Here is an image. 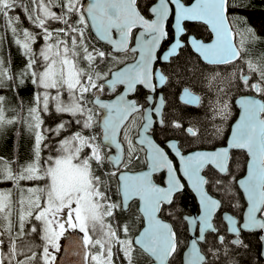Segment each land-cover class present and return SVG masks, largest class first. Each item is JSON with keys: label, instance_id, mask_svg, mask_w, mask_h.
<instances>
[{"label": "snow or ice", "instance_id": "snow-or-ice-1", "mask_svg": "<svg viewBox=\"0 0 264 264\" xmlns=\"http://www.w3.org/2000/svg\"><path fill=\"white\" fill-rule=\"evenodd\" d=\"M232 7L233 0H194L190 6L182 0H149L144 7L141 0H0V93L18 95L25 84L33 86L31 101L25 107L21 100L19 110L0 94V131L21 124L34 138L31 160L21 164L18 157H0V183L12 185L0 188V264H249L240 255L251 251L244 233L264 232V50L256 47L264 39L246 23L241 28ZM17 9L23 19L14 14ZM186 21L208 25L214 40L187 36L185 42ZM134 29H140L136 36ZM101 41L111 50L97 47ZM12 47L23 57L22 67L15 66ZM188 47L207 65L232 66L227 88L216 89V116L227 117L233 87L246 93L238 101L242 114L226 147L184 154L167 133L198 140L207 128L170 115L157 92L180 80L190 85L181 101L201 106L192 81L209 78L182 58ZM121 54L131 55L132 62ZM224 78L213 70L209 85ZM119 86L114 99H101L106 87L116 93ZM143 89L150 93L145 104L134 98ZM53 113L60 121L44 127V115ZM156 126L165 134L166 148L179 158V168L153 138ZM220 131L214 127L212 135ZM232 149L249 157L242 180L233 174ZM140 151L148 171L134 173L129 165ZM165 169L167 186L161 187L153 174ZM177 172L202 207L196 218L176 214L197 230L188 244L161 219L165 211L173 216L169 206L185 187ZM236 184L247 199L243 222L227 212L217 222L218 211L235 199L229 194ZM212 188L220 195L210 194ZM128 212L132 215L124 217ZM72 233L76 260H58L61 240ZM259 240L264 245V235ZM259 255L264 257V248Z\"/></svg>", "mask_w": 264, "mask_h": 264}, {"label": "flooded vegetation", "instance_id": "flooded-vegetation-1", "mask_svg": "<svg viewBox=\"0 0 264 264\" xmlns=\"http://www.w3.org/2000/svg\"><path fill=\"white\" fill-rule=\"evenodd\" d=\"M190 1L191 0H182V2H184V3H189ZM148 3H149V0H141V5L146 6ZM185 25L187 28V33H186V36L182 38L185 40V42L187 41V36H189L190 34H193L195 37H199L204 41H207L210 39L211 34L204 24H202L200 22L186 21ZM191 26H193L194 29L197 28L198 31L196 32L195 30H189V29H191V28H189ZM169 27H170V20H169ZM205 31H207V33ZM134 32H135V30H133V33ZM198 32H203L204 37H200L198 35L199 34ZM171 40H172V37L170 36L169 41L164 42L163 47L165 49L168 47ZM131 43H132V41L130 42V45H131ZM106 46L108 47V50L110 51V47L108 45H106ZM188 54L191 56L194 55L198 61L206 64L205 62H203L199 59V57L193 52V50L190 47L185 48L183 50L182 58H185V56H187ZM121 55L123 56V54H121ZM123 58L126 60V62L133 59V57L131 55L123 56ZM159 67H160L159 64L155 65L154 70H155V68H159ZM211 72H213V71L211 70L209 73H206V75H209L208 76L209 80L211 79V74H210ZM209 80H207V82H209ZM207 85H208V83H205L204 87L202 85H198V86H195L192 88V91L194 92V94L200 95L202 97V103H201L200 107L189 106V105H186L183 101H181L180 94H181L182 89L184 87L190 86L186 83L180 82V83L176 84L175 80H174V81L170 82L169 84H167L166 86H164L162 89H158L157 95L162 94L165 97L166 107L169 110L170 115L178 116L185 122L191 121L197 127L207 128L208 134L205 135L202 139H198V140L185 139L178 132L175 134H173L172 132L167 133L168 137L175 138L177 140L178 146L181 148V151L183 153H186L188 151L195 150V149H212V148H215L216 146H220V145L225 144V140H226L227 133L229 131V126H230L232 119L230 121L226 120V121L221 122L223 124L222 128L218 127V123L220 122L219 121L220 119H219V116H216L215 113L213 112V107L215 106V101L217 100V95H216V92L214 90H212V88H214V85L212 84L213 87L211 89ZM139 87H141V86H138V88ZM201 87H203V88H201ZM120 89H121V86H119V88L117 89V92H119ZM203 90H204V93H203ZM205 90H207L208 92H205ZM116 93L109 91L106 87L105 92L101 95V98L102 99H109V98L113 97ZM149 94L150 93L148 92V90L143 89L141 94L136 95L134 98L138 99L141 104H145V97ZM231 109H232V114L234 113V109H235V113H236V108L231 107ZM202 115H204V119L202 118ZM49 117L47 115V116H44L43 118H44V121L47 118H49V120H50L49 123H50L51 127H55V125L61 119V117L57 118V117H53L52 115H49ZM62 118L64 120L69 119V117L67 115L63 116ZM201 118H202V121H201ZM137 120L139 122V120H140L139 116L137 117ZM214 127L220 128L221 131L218 135H212V133L214 131ZM133 134H135V133L133 132ZM153 138L156 140L157 143H159L161 145V147H165L166 151L169 153V157L171 159H173L174 161H176L175 157L171 153L170 149L166 148V144L164 143L165 134L160 132L158 126H156V130H155ZM55 139H57V138L52 137V141H54ZM52 141H49L50 147L52 146ZM239 151H242V150H240V149H232L231 150V156H232L231 166H232L233 174L235 175L236 178H238L239 176H241L243 174L245 162H246V158H247L246 154L243 151L242 152L245 154L244 157H241V158H239L237 156L233 157V153L239 152ZM46 154L49 155L50 153L48 152ZM138 157L139 158L137 160H134L129 165L131 170H140L146 166L145 152L140 151L138 153ZM106 167L110 169L111 165H107ZM206 171H207V169H206ZM153 180L157 184H164V171L162 170V171H159V172L153 174ZM183 183L185 185L184 189L181 192L177 193L175 195V198H174L173 208L175 209V211L173 212V216L169 217L167 211H165L161 214V219L169 221L171 224H173L176 227V229H177V226L180 225L181 223H184L185 228H186V223L183 220H179V222H178V219L175 218L176 214L179 213V216L183 217V215L185 213L189 212L188 207L184 210H182V209L179 210L177 208V206L175 204L176 196L180 193L184 194L189 201L188 204H190L192 201H195L194 198H192L191 191L188 189V187L186 186L184 181H183ZM111 184H112L113 192H115L116 185H117V181L115 180V178L112 179ZM235 188H236L237 193L239 195V200L235 201L232 199V200L228 201L225 204V206L220 211H218V213L216 214L215 219L217 222H219V218L222 215V212L224 210L229 211V209H227L229 206L231 208H233V207L236 208V211H237L236 214L232 213L231 211H229V212H231L233 215H235L238 218V221H240L242 211H243V208L245 205V201H244L242 194H241L240 190L238 189L237 185L235 186ZM210 193H212V192H210ZM212 194L215 196L218 195L215 193H212ZM229 195L232 196L231 194H229ZM115 198H117V197L114 196V199ZM137 203H138V201H136L135 203H132L133 211H135ZM169 207H171V206H169ZM130 215H132L131 212L123 214L124 217L130 216ZM177 223H178V225H177ZM259 235H260L259 231L245 232L244 233V239H249L250 237L257 239V241L259 243L258 249H259V253H260L261 242L259 240V237H260ZM64 240L65 239L61 240V245H63ZM59 255H58V258H59ZM259 257L262 260V264H264V259L260 255H259Z\"/></svg>", "mask_w": 264, "mask_h": 264}, {"label": "trees", "instance_id": "trees-1", "mask_svg": "<svg viewBox=\"0 0 264 264\" xmlns=\"http://www.w3.org/2000/svg\"><path fill=\"white\" fill-rule=\"evenodd\" d=\"M234 7L230 9V14L234 16L235 18H238L241 21L240 27L243 28L244 24L246 23L249 27H251L255 33L260 36L262 39H264V0H233ZM141 7H144V5H141ZM14 14H19L21 15V18H23V13L20 11V9L16 10V13ZM24 27H30L28 23L25 21ZM191 29L189 30H195L196 32L198 29H194L193 26L189 27ZM207 33V31H205ZM200 37H204L203 32H198ZM10 43V40H9ZM42 43V41H41ZM97 47L106 49L108 50V47L99 42L97 44ZM257 49L264 50V43H260L257 46ZM12 56L14 58V64L17 68L22 67L24 63V59L22 56H20L19 51L17 48L12 47L11 49ZM185 52V51H184ZM185 58L190 59L193 64H196L198 68H203L204 69V75L208 77L209 75H206V73H209L211 70H215V72H218L221 74V76L225 77L222 80H216V81H211V86L209 85V82L207 80H200L199 77H197L196 80L192 81V84L195 86L202 85L204 87L205 83H208V87L211 89L214 85V90L216 92L217 87L220 88H227V77L230 75L232 72V66H212V65H207L199 61L197 64L196 62L198 61L194 55H187ZM237 65H239V62H237ZM212 75V72L210 73ZM180 80H175V83H180ZM188 84V83H186ZM213 84V85H212ZM189 85V84H188ZM201 87V88H203ZM205 92H208L205 90ZM246 92L245 89L243 88H235L233 87L230 92H228L227 96V101L230 103V107L234 106L232 105V100L233 98L239 94V93H244ZM204 93V90H203ZM0 94H5L9 97L11 101V108L13 109H18V105L20 104L21 100L24 102L25 107H27L28 103L32 99V94H33V86L30 83L25 84L22 89L19 90L18 96L14 95L11 92H3ZM217 99H218V94L216 92ZM235 114V109L234 113H231V116L228 117L227 121H230L231 118H233ZM52 115L53 117L60 118V116L56 114H48ZM45 116V115H44ZM50 118V117H49ZM202 118L204 119V115H202ZM201 118V121H202ZM220 121V120H219ZM47 127H51L50 123ZM75 130V129H74ZM33 144H34V138L32 133L29 131V129L26 126H23L21 124H16L9 126L5 128L3 131H0V157H4L6 159H14L17 158L19 159V162L22 164L26 161L31 160L32 158V150H33ZM48 150H44L42 152L43 156H47ZM244 157L245 154L242 151L239 152H234L233 157ZM2 184V183H0ZM212 193L218 194L214 188L209 190ZM232 196L235 197L233 200H239V195L237 193L236 188L233 189V191L230 193ZM218 194L217 196H219ZM227 200V198H226ZM189 201L187 197L184 194H178L176 196V206L179 210H184L188 207ZM173 208V205L170 207ZM229 211L232 213L236 214V208H231L230 206L227 208ZM179 222V220H178ZM178 225V223H177ZM177 231L180 236V240L182 244L186 243V237H187V231L185 228L184 223H181L180 225L177 226ZM250 237V236H249ZM247 243H249L251 247L250 252H241V257L243 258L244 261L249 262V264H262V260L259 257V243L257 239L250 237L249 239H245Z\"/></svg>", "mask_w": 264, "mask_h": 264}, {"label": "water", "instance_id": "water-1", "mask_svg": "<svg viewBox=\"0 0 264 264\" xmlns=\"http://www.w3.org/2000/svg\"><path fill=\"white\" fill-rule=\"evenodd\" d=\"M191 3H194V0H191L189 3H185V5H186V6H190ZM173 8H174V6H173ZM192 22H197V21H192ZM172 23H174V19H173L172 17H170V25H171ZM200 23L204 24L203 22H200ZM204 25H205V26L207 27V29L209 30V32H210V34H211V37H210L209 40H207V41H204V40H203V41H204L205 43H211V42L214 40V34L211 32V29H210V27H209L208 25H206V24H204ZM134 30H135V32H134V36L138 35L140 29H134ZM114 36H115V33H114ZM189 36H194V35H193V34H190ZM196 38L202 40V39L199 38V37H196ZM101 42L104 43V44H106V42H103V41H101ZM106 45H107V44H106ZM108 46H109V45H108ZM134 46H135V39L133 38L130 47H134ZM168 46H169V45H168ZM109 47H110V46H109ZM110 50H111V47H110ZM193 52H194V51H193ZM194 53H195V52H194ZM195 54L199 57V54H198V53H195ZM199 59H200L201 61H203L202 58L199 57ZM132 60H133V59H132ZM132 60L127 61V62H128V63H131ZM203 62H204V61H203ZM121 66H123V65H121ZM122 88H123V86H121L120 91L122 90ZM182 90H183V89H182ZM120 91H119V92H120ZM119 92H117L113 97H111V98H109V99H102V98H101V99H102V100H111V99H114L115 96H116ZM244 94H245V93L238 94V95H236V96L234 97V99H233V104H234V106L237 108V111H236V115H235L234 119H233V120L231 121V123H230L229 131H228V133H227V137H226V140H225V144H224V145H220V146H216L215 148H212V149H195V150L188 151V152H186V153H184V154H191V153H194V152H197V151H213V150H216V149L221 148V147H226V146L228 145V141H229L230 138H231L232 131H233V129H234L236 123L239 121L240 116H241V114H242V109L240 108V106H239V104H238V101H239V99L241 98V96L244 95ZM181 95H182V91H181L180 96H181ZM114 151H115V150L113 149V154H114ZM170 151H171V153H172V154L174 155V157H175L174 152H172V150H170ZM243 151L245 152L247 158H246V162H245L244 172H243V174H242L241 176H239V177L237 178V180H242V179H244L245 176L247 175V161H248L249 157H248V155H247V152H246L245 150H243ZM169 158H170V157H169ZM145 159H146V154H145ZM170 159H171V158H170ZM175 160H176V161L173 160V162H174V167L179 168V167H180L179 158H178V157H175ZM132 171H133L134 173H140V172L148 171V162H147V160H146V166H145L143 169H140V170H132ZM163 171H164V184H157V183H156V184L159 185V186H161V187H166V186H167V185H166V181H167L168 173H167V170H166V169L163 170ZM177 175L181 177V182H182V183H183V181L185 182L186 186H187L188 189L191 191L192 198H194V200H195V201H192V202L188 205L189 212L185 213L183 216H188V217H190V218H196V217H198V216L201 214V212H202V207H201V204H200V201H199V196H198V194H197V193L191 188V186H190V184L187 182L186 178H183V177H182V173H181V172H177ZM182 180H183V181H182ZM153 181H154V180H153ZM154 183H155V182H154ZM236 185H237L238 189L240 190V192H241V194H242V197H243V199H244V201H245V205H244V208H243V211H242L241 219H240V221H239L240 223H242V222H243V217H244V214H245V211H246V208H247V199H246V195H245V193L243 192V189H241V188L239 187L238 184H236ZM210 194H211V193H210ZM224 212H227V213H229V214H232V213L229 212L228 210H224V211L222 212V214H223ZM232 215H233V214H232ZM234 216H235V215H234ZM235 217H236V216H235ZM236 218H237V217H236ZM237 220H238V218H237ZM164 221L167 222V223H170V222L167 221V220H164ZM185 223H186V222H185ZM186 230H187L186 244H188L192 238H195V236H196V234H197V230H196L195 228H193L192 226L187 225V224H186ZM261 235H264V232H260V235H259V236H261ZM75 238H76V234H75V233H72L67 239L64 240L63 245H62V252L60 253L58 260L63 261L65 258H67L68 260H71V261H75V260H76V257H75V256L72 254V252L70 251V248H71V245H72V241H73ZM262 248H264V245L260 244V251L262 250ZM185 251H186V249H185ZM262 258L264 259V257H262Z\"/></svg>", "mask_w": 264, "mask_h": 264}, {"label": "rangeland", "instance_id": "rangeland-1", "mask_svg": "<svg viewBox=\"0 0 264 264\" xmlns=\"http://www.w3.org/2000/svg\"><path fill=\"white\" fill-rule=\"evenodd\" d=\"M228 102V101H227ZM229 103V102H228ZM231 113H232V109H231V107H230V103H229V112H228V115H227V117L226 118H223V119H221L220 117H219V119H220V122L218 123V127H220V128H222V123L221 122H223V121H226L227 119H228V117H230L231 116ZM48 114H46L45 116H47ZM49 118H47L45 121H44V127H47L48 125H49ZM27 183H31V182H27ZM11 182H5V183H2V184H0V188H11Z\"/></svg>", "mask_w": 264, "mask_h": 264}, {"label": "bare ground", "instance_id": "bare-ground-1", "mask_svg": "<svg viewBox=\"0 0 264 264\" xmlns=\"http://www.w3.org/2000/svg\"><path fill=\"white\" fill-rule=\"evenodd\" d=\"M23 19V18H22ZM16 96H18V95H16ZM17 110H19V109H17Z\"/></svg>", "mask_w": 264, "mask_h": 264}]
</instances>
